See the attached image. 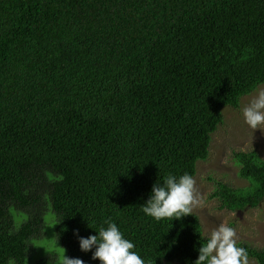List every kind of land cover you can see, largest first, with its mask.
I'll use <instances>...</instances> for the list:
<instances>
[{
    "label": "trees",
    "instance_id": "trees-1",
    "mask_svg": "<svg viewBox=\"0 0 264 264\" xmlns=\"http://www.w3.org/2000/svg\"><path fill=\"white\" fill-rule=\"evenodd\" d=\"M260 84L264 0H0V264H23L48 211L84 264L100 262L79 237L109 218L145 264H194L198 216L157 221L141 205L164 177L194 175L222 108ZM233 156L248 185L211 195L257 206L264 159ZM238 245L264 264V247Z\"/></svg>",
    "mask_w": 264,
    "mask_h": 264
},
{
    "label": "rangeland",
    "instance_id": "rangeland-1",
    "mask_svg": "<svg viewBox=\"0 0 264 264\" xmlns=\"http://www.w3.org/2000/svg\"><path fill=\"white\" fill-rule=\"evenodd\" d=\"M259 90H264V84L258 85L250 93L241 96L237 108L232 106L222 108L223 120L211 133L208 155L204 160L196 162L193 177L203 203L194 207L192 212L198 216L205 236L224 223L236 230L238 243L244 242L262 248L264 247V201L253 207L227 210L221 208L219 201L211 195L218 181L230 183L234 187L248 185V180L241 178L238 174L234 151L255 150L264 159V126L261 129L250 130L242 118L243 107ZM51 216H54L53 213L48 211L44 220V238L32 244L23 264H35L38 258L47 254L53 255L54 264H59L63 252L68 257L66 250L61 248L55 239V220H50ZM14 264L17 263L14 261ZM162 264L172 263L166 261ZM248 264L257 263L253 258H248Z\"/></svg>",
    "mask_w": 264,
    "mask_h": 264
},
{
    "label": "clouds",
    "instance_id": "clouds-1",
    "mask_svg": "<svg viewBox=\"0 0 264 264\" xmlns=\"http://www.w3.org/2000/svg\"><path fill=\"white\" fill-rule=\"evenodd\" d=\"M242 118L250 130L264 126V90H259L242 109ZM203 203L196 189V180L189 174L168 175L162 182L152 186L141 211L154 220L179 219L191 215L193 208ZM95 235L79 237V248L92 251V259L100 264H145L135 245L126 239L116 223L110 218ZM78 235V233H76ZM14 264V261H10ZM59 264H84L79 258H68L62 254ZM194 264H248L247 249L238 245L237 233L233 227L221 223L212 229L200 243L198 257Z\"/></svg>",
    "mask_w": 264,
    "mask_h": 264
}]
</instances>
